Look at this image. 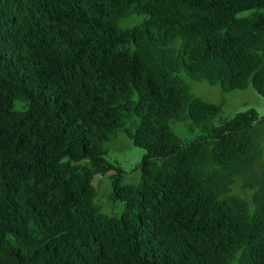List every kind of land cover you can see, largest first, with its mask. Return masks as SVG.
I'll return each instance as SVG.
<instances>
[{"label": "trees", "instance_id": "16d2710c", "mask_svg": "<svg viewBox=\"0 0 264 264\" xmlns=\"http://www.w3.org/2000/svg\"><path fill=\"white\" fill-rule=\"evenodd\" d=\"M178 72L264 99V0H0V264H264V165L232 190L264 116L212 125ZM119 129L136 183L103 158ZM106 174L119 216L92 202Z\"/></svg>", "mask_w": 264, "mask_h": 264}, {"label": "rangeland", "instance_id": "374dc122", "mask_svg": "<svg viewBox=\"0 0 264 264\" xmlns=\"http://www.w3.org/2000/svg\"><path fill=\"white\" fill-rule=\"evenodd\" d=\"M146 15L143 13L130 14L120 18L117 22L119 29L127 28L132 25L140 24L144 21ZM177 41L174 43V45ZM178 77L186 84L189 92L205 101L220 105V112L211 119L212 125H218L229 119L234 113L252 108L258 117L264 116V99L250 86L243 89H234L222 91L216 84L207 83L204 80L190 78L184 72H178ZM169 126L173 133L182 141L187 142L201 133L197 126L192 124L189 118L179 121H170ZM252 138L255 149L259 152V158L254 162L252 169L245 176H237L233 182L232 190L245 199L249 198L251 188L245 186L252 182L254 178L262 176V167L264 165V119L253 124ZM143 150L131 144L130 140L122 132L117 130L115 137L108 143L106 154L103 158L116 165L123 171L120 178L121 184L136 183L139 180V171L136 165L139 163ZM95 195L92 199L93 205L102 213L119 216L124 204L119 199L111 198V188L108 174L104 176H95L91 180ZM229 264H237L235 258L231 259Z\"/></svg>", "mask_w": 264, "mask_h": 264}]
</instances>
